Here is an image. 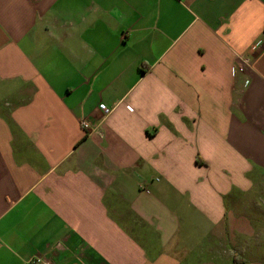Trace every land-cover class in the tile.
Here are the masks:
<instances>
[{"label":"crops","instance_id":"0c3cea01","mask_svg":"<svg viewBox=\"0 0 264 264\" xmlns=\"http://www.w3.org/2000/svg\"><path fill=\"white\" fill-rule=\"evenodd\" d=\"M34 256L264 264V0H0V264Z\"/></svg>","mask_w":264,"mask_h":264},{"label":"built area","instance_id":"2783aa9c","mask_svg":"<svg viewBox=\"0 0 264 264\" xmlns=\"http://www.w3.org/2000/svg\"><path fill=\"white\" fill-rule=\"evenodd\" d=\"M238 59L245 67L248 68L250 66L248 59L240 58V57ZM99 109L104 114H109L111 112V110L105 108L104 105H100ZM126 109L128 111H131V109L129 107H126ZM80 125L84 130H89V124L86 121H81ZM26 264H52V263L42 256H34V257L30 258L29 260H27Z\"/></svg>","mask_w":264,"mask_h":264}]
</instances>
